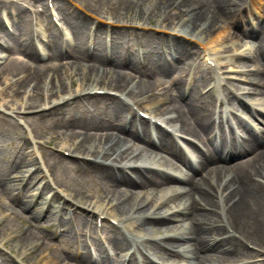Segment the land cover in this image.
<instances>
[{"label": "bare ground", "instance_id": "bare-ground-1", "mask_svg": "<svg viewBox=\"0 0 264 264\" xmlns=\"http://www.w3.org/2000/svg\"><path fill=\"white\" fill-rule=\"evenodd\" d=\"M24 1L33 2L41 6H43L44 2V0ZM144 1L145 0L135 1L133 5L124 7L126 13L130 14L133 11L132 13L140 14V12L144 10L140 11L143 8ZM152 1V5H154L153 8H145L143 13L144 18L149 20V24L143 27H149L154 16L159 13L165 15V22H171L172 16L168 11L173 6L179 16L186 15L183 22H185V29L190 32H192V29H198L210 33L212 29L217 30V26L224 24V21L234 19L237 21L244 12L241 6H239L241 0ZM257 1L258 0H253L254 5L257 4ZM52 2L61 10V19L67 24L66 30L74 33L71 39L74 45L65 46V40H56L53 34H48L47 38H42L37 35L34 30L35 25L33 23V17L28 13V8H26L25 5L14 2V0L0 3L1 21L4 22L6 20L11 24L10 21L13 20L14 22L16 21L15 23L19 22V25L23 26V29L18 27L19 32L17 34L7 33L3 29L5 39L7 36L17 44V47L15 50L12 45H0V50L7 54H22L26 59L22 61L18 58H11L9 56L8 64L0 68V88L7 83L8 79L6 78L5 82H3L2 73L7 72L8 75H14L15 72H19L21 76V79L13 85L9 92L7 90H1L0 96H2V100L6 103L9 98L11 99L10 102H17L19 101L22 90L26 89L24 95L32 92L29 100L19 106L21 108H15L18 105V103H15V105L10 106L12 110L39 109L38 113L40 115L38 116L49 117L53 123L52 129L56 130L61 129L59 125L54 123L56 122V117L60 116L63 119V125H65V122L69 123L72 120L74 121L75 116L78 114L79 118L87 119L84 116L85 114L93 116L95 112L98 111V115H100L98 118H101L103 121V115L102 113L100 114V109H97V106L93 107L92 103L89 102L87 109L80 103L81 97L79 96L81 93L102 89L97 87L108 86L113 90L123 92V95L126 96L125 98L130 99H137L148 94H151L150 97L154 98L157 92H161L163 94V96L160 97L162 100L155 103L159 105V108H157L155 112L160 114L173 113L177 115L171 120V123L179 124L180 128L184 130V133H188L200 142L205 143L204 149H200L196 145L189 143V147H191L196 157L195 160H189L181 154L173 136L165 134L153 126H151V128L143 126L142 131L139 133L134 130H129L127 132L125 126L121 123H102L101 126L97 127V131L100 132L99 134H86L81 141L73 142L70 146L68 143H65V146H67L69 150L73 149L74 152L80 155L97 157L99 159L91 165L86 164L84 166V171L90 172L97 180H105L107 183L117 187H124L126 188L125 193L132 192V189L139 187H167L173 191L174 201L177 203L176 206L171 208L170 214L143 213L139 215L138 219L141 221V224L140 227L136 228V221H132L131 219V215L134 216L136 213H132V211L134 208L144 210L147 208V204H131L128 202L126 204L124 201V199L127 198L125 193L122 192L117 194L112 190H108V194L105 195H89V199L84 203L81 202L82 198L75 196L73 199L77 201L76 203H81L83 207L91 214L95 215L96 218H99L100 215H107L118 220L119 215L124 214V217L122 216L123 220L121 218L122 222H120L123 230L114 232L115 234L113 235L107 234L104 240H100L96 237L97 231H94L93 227L90 226V231L93 234L92 245L82 240L84 230L89 227L86 222L81 221L80 226L75 229L70 226L68 220L57 219L59 222L58 226L63 229V240L67 243L69 242L79 246L80 250H83L82 257L74 258L77 263L119 264L116 260L120 262L121 257L125 254L126 257H130L128 264H138L136 260L141 256H145L148 260V264H150V258L145 252V248L150 247L139 240L138 236L133 234L135 231L133 227L143 232L146 225L163 226L170 224L172 221L181 223L169 226L170 229L179 230L186 226L188 227V232L185 235H175L159 242V246L163 248L161 256L165 262H170L173 257H184V255L186 256L190 253L191 255H195L197 264H225L227 260L224 258V255L232 251L246 252V250L241 247L238 239L224 235L223 229L219 224V209L228 220V223L232 225L231 228L236 229L245 236H259L260 232L264 231V186L254 180V178L257 177L264 179V128H255L254 130L249 128L248 125H241L242 134L239 138L237 139L235 137L231 139L228 144L227 141L225 142L228 138L224 136L220 130H217L215 126L216 121L214 118L216 117V112L213 103L215 86L211 88V90L204 92L207 85L218 84L216 80L211 78L210 69H208L207 72L203 69V73L201 74L196 73L197 79L195 84H191L187 90L184 84L186 82L184 81L185 78L183 80L182 77H178L176 74L170 79L171 85L168 88L164 87L165 83H160L158 85L149 83L151 87H145L146 82H142L141 79L139 80L140 82H137L134 74L131 75L118 71L115 78L109 79L108 75L105 74L98 77L94 73V69L96 68L95 65H93V68L89 72H87L85 67L81 66L78 69V75L82 76V73L86 72V82L91 85H85L83 77L77 96H73L72 93L68 92V88L74 84V81L70 84L68 83L67 78H69L70 75H67L66 66L40 65L38 62L45 57L49 60L53 59L57 61H62L67 57H74L77 59L76 63L80 62L81 59H89L90 57H87L86 53L84 55L88 38L87 28L90 27V18L96 17V10L92 5H85L83 12H80L74 7L71 1L53 0ZM252 11L253 10L250 9L249 14H252ZM150 12L152 13L150 14ZM41 15H43L41 20H45L46 22L44 23L49 24L50 21L45 9ZM121 21L122 17H119L117 23ZM134 23L143 25L141 22ZM159 29L162 28L160 27L158 30ZM49 31L52 32L51 30ZM165 32V29L162 30L163 34ZM61 33L60 31V34ZM101 34L102 29L99 31L98 38H100ZM35 35H37V37ZM201 38L202 36H196L194 39L197 43L204 45L208 51H213L211 49V44H204ZM237 38L239 40L238 44H242L241 46H243L245 43L244 40L246 39L257 40L254 50L250 52V57H247L246 60H244V57H241L240 64L247 68V63L260 62L261 68L257 69V73L247 81L251 89H248L249 91L246 93L248 94L251 90H254L256 95H264V73H261V69L264 70V61L261 60L264 59V19H261V21L259 20L257 26L251 31L245 34H237ZM35 39L42 42L43 48H46L49 52L48 56H43L40 53L39 49H37ZM222 39L223 37L221 41ZM71 42L68 44H72ZM145 43H149L151 47L155 48L154 41ZM169 43L173 45V48L176 49L179 55L176 61H183L178 67V73L180 74L181 71L188 72L191 64L186 60L192 54L190 47H187L184 42L171 39L170 37ZM213 44L217 47L219 41ZM156 53L159 55L158 52ZM117 54L118 50L114 49L112 58L117 57ZM94 55V62L99 63L101 66L108 64L103 49L98 50ZM2 56L4 55H0V60H4ZM202 65L204 66V64ZM135 82L137 83L133 85ZM93 84L97 85V87H94ZM46 90L50 93V98L53 96H60L59 100L63 99L61 102H64V105L60 106V102H57V100L53 101L51 105L47 104L43 96ZM67 92L68 94H66ZM228 95L234 105L235 103H240L237 94ZM63 96L65 97L62 98ZM136 101L138 100H135L134 104L138 105L139 101ZM143 103L145 102L141 101L139 104L143 105ZM143 107H145V109H150V104ZM62 109L67 113L66 115L62 113ZM92 110L93 112H91ZM47 112L49 113L47 114ZM112 112L118 116L119 121L121 119L123 122L128 115L131 116V120H135V115L131 114L129 111L128 103L123 100L113 106ZM257 113L260 114L261 118L264 117L262 111L257 110ZM217 119L218 117H216V120ZM75 123L77 124V129L80 131L77 133H80L79 135H84L85 133L83 134V131L86 128V122L80 119L76 120ZM215 131L216 138L221 139L217 145L214 143L212 137ZM75 134L76 132L62 133L59 135L65 137L69 142L73 140L72 138L75 139ZM51 142L52 140L47 144ZM226 152L228 155H235L234 159H239L234 166L228 168L223 167L225 164L226 166L233 164L234 160L225 159ZM160 153L168 154V157L162 156V158L167 168L170 169L169 171L155 170L143 164L138 165L135 162L132 164L134 159H140L144 156L147 157L149 154ZM19 154H22V156L18 157L17 161L13 160L10 162L11 168L14 164L16 167L14 170L10 171L12 175L9 180H0V192L8 196H13L14 191L17 190L18 196L22 194L25 198H29L32 197L31 194H29L34 187L32 184L39 185L38 182L36 183V180L40 176V169L37 167V161L29 157V153L25 147ZM149 157H151V155ZM107 160H110V162H106ZM125 168L132 170L135 177L124 174L123 169ZM25 173L30 174L27 179L23 178ZM110 196L111 202L105 206L104 202ZM68 197L69 196L65 195V197L61 199H68ZM149 197L150 196H147L146 200H148ZM34 199L36 200L35 202H39V205H41L43 196L41 195L39 198ZM159 201L162 203L164 201V196H161ZM115 202L118 203V205H116L117 207L110 208V205H113ZM253 202L258 208L259 214H257L254 209L250 208V204ZM19 205L21 211H15L14 217L9 221L6 228H14L21 218L36 219L38 215L41 217L43 216V214L39 212L40 206H38V210L36 211L37 214H26L25 210H27L28 207L25 201L20 202ZM214 207H217L216 212L213 211ZM48 219L51 222L55 221L53 215H50ZM126 226H128L131 231H125ZM32 238V234H29L13 246L25 245L29 243ZM36 248H38V246H33L32 249L36 250ZM217 253L222 255L219 256ZM50 258L53 259L51 254ZM74 259L71 256L65 255L63 262L69 264L68 261ZM193 262L194 261H189L184 264H193ZM3 264L8 263L5 262Z\"/></svg>", "mask_w": 264, "mask_h": 264}, {"label": "rangeland", "instance_id": "rangeland-1", "mask_svg": "<svg viewBox=\"0 0 264 264\" xmlns=\"http://www.w3.org/2000/svg\"><path fill=\"white\" fill-rule=\"evenodd\" d=\"M0 1H6V0H0ZM138 2L141 0H75V2H79L82 5H92L94 9L96 10V13H98V16H102L105 18H109L112 21H117L119 17H122V21L130 23V22H140L144 18V11L145 8H153L154 5H152V0H145L143 4V8L140 10L143 11L140 12V14L136 13H130L127 14L124 7L128 5H133L134 2ZM158 1V0H156ZM247 3L246 0H241L239 2V6L246 7ZM172 22H166L164 26L167 28H172L177 24L182 23L183 15L179 16L176 13V10H172ZM262 15H264V12H262ZM49 16V14H48ZM163 15L161 13L154 16V19L152 22L153 27H157L161 24L160 18ZM41 17L37 18L36 22H33L34 25H38L45 30H52V28L44 23L46 22L43 20L41 22ZM121 21V22H122ZM145 21V20H143ZM258 21V14L257 10L255 9V12L253 15L249 16L244 14L240 20L234 19L230 21H224V24H220L217 26V30H211L210 33L202 32L203 39L206 41H212L213 38L220 33L221 37L224 38V44L221 46L220 50L218 51V56L221 57L220 61L224 65V70L229 71H239V69L243 68V65L237 63V60H240L239 54H247L249 50H253L255 48L256 40H244L245 43L243 46L242 44H238L239 40L237 38V34L240 35L246 29H253L254 23ZM16 22V21H15ZM89 23V22H88ZM87 23V27H88ZM0 31L3 29L5 22H0ZM20 29H23V26L19 25V22L16 23ZM89 28H87L88 32ZM178 31L184 32L185 35L191 36L199 34L200 31L197 32V29H192V32L186 31L185 28H177ZM144 32H135L133 30L130 31H117L116 39H115V49L118 50V56L115 57L116 59H113L112 62L109 65H103L101 66L99 63H96L92 60H85L81 59L80 62L76 63L77 59L73 58H67L62 61L52 60L51 63L44 64L42 61H39L38 63L41 65H61L66 66L67 75H70L69 78H67L68 83L70 84L72 81H74V84L69 86L68 92L70 93H76L77 90H79V87L83 81L85 84L86 79L85 75L86 72L82 73V76L78 75V69L83 66L86 68L87 72H89L93 65H95L94 73L101 77L104 74L108 75V78H115L116 73L122 72L127 74H135L138 70H143L146 75L142 78H139V76L136 75V81H139L140 79L146 82L145 87H151V84L158 85L160 83H165V86L167 87L170 84V79L175 74L178 77L185 78V75H187L186 72L181 71V73H178V67L183 63V61H179L177 66L171 67L166 62V59L164 58V55L162 56L161 50L159 48L158 40L156 42L157 50L159 55L152 49L149 45V43H143V42H150L149 38L151 35H142ZM155 33V32H154ZM103 35V34H102ZM155 35H158L155 33ZM154 38H157L154 36ZM182 42L185 40L179 39ZM14 42V41H13ZM252 42V43H250ZM185 43L191 47L193 50V54L189 56V58L186 60L189 64H192L198 60V58H202L199 54L200 49L198 48V43H195L194 41H185ZM14 44L17 47V44L14 42ZM103 49V48H102ZM104 50V49H103ZM216 51V53H217ZM87 54V48L84 50V55ZM160 56V57H159ZM236 56V59H235ZM12 58H18L19 60H26L22 54L15 53L11 56ZM186 59V58H184ZM85 60V61H84ZM9 60L5 62V60L0 61L2 65L8 64ZM200 61V60H199ZM264 61V60H263ZM25 62V61H24ZM81 65H80V64ZM251 64V63H249ZM32 65V64H31ZM101 66V67H100ZM4 67V66H2ZM197 73L201 74L203 73V69L205 66L201 64L199 66ZM259 69L260 62H257L253 64V66L246 68L247 70L252 69ZM1 72V70H0ZM261 73H264V70L261 69ZM245 73H239L238 72V78L240 81H237L238 85L241 87L246 85L244 81L249 80V77L251 75H248L245 77ZM4 75L5 82L6 78L7 83L3 86L5 87L7 84L11 83L13 80L20 79L21 76L19 72H15L14 75H8L7 72L2 73V76ZM170 75V76H169ZM264 75V74H263ZM95 76V75H94ZM134 76V75H133ZM210 76H213L212 74ZM214 77V76H213ZM212 77V78H213ZM149 84V85H148ZM148 85V86H147ZM248 88H251V86L247 85ZM109 88V89H108ZM26 90V89H25ZM22 90L19 101L17 102H10L11 99L9 98L7 103L0 99V106L2 107V111H0V180H9L12 173L11 170H14L16 167L15 164L11 168L10 162L15 160L17 161L18 157H21L22 154L17 153L18 146L20 145V141L24 136H27L26 130L22 128L20 125L21 123H25L28 128L32 130V132L35 135L36 140H42L44 142H48L49 140H52L51 147L53 148H63L66 149L67 146H65V143H68V145H72L73 142H79L81 139L86 135L90 134H99L100 132L97 131V127L101 126V124L105 123H116V124H123L124 121L120 119L118 120V116L112 112V108L116 103L120 102L121 97H109V96H98L96 99L92 100L93 107L97 106V109H100V114L103 115V121L101 118H98L100 115H98V111L95 112V114L92 116L90 114H85L84 116L87 119L79 118V114L75 116V120L70 121L69 123L65 122V126L63 125V120H61L59 117H56L55 124L61 125V129H56V131H51V121L47 119L39 120L35 113L26 111L25 113L20 114H14L12 113L10 106L15 105V103H18L16 107L21 106L22 103H25L28 98H30V94L27 93L24 95V91ZM31 90V88H30ZM108 91H115L111 89L110 87L106 86V89ZM68 92L66 94H68ZM32 95V92H31ZM49 93H45V99L49 100L48 102H53L55 100H59L60 96H53L51 98L49 97ZM30 96V97H29ZM44 96V95H43ZM63 96L62 98H64ZM258 99V101L263 100L262 97L252 98ZM157 100H161L160 97L157 98ZM47 102V104H48ZM49 103V104H50ZM254 113V111H252ZM160 115V114H159ZM174 114H163L161 116H157L158 118H164L168 116H172ZM249 118L252 119V115H249ZM83 119L84 122H86V128L83 131L84 135H79L80 132L77 129V124L75 123L76 120ZM18 124V125H17ZM19 126V127H18ZM134 130V128H133ZM74 133L75 139L67 141L65 137L60 136L59 134L62 133ZM62 137V138H59ZM77 138V139H76ZM57 143V144H56ZM28 148V146H26ZM51 149V150H52ZM32 150V149H30ZM68 150V149H66ZM83 151V150H82ZM52 152H49L47 154H41L39 155V158L42 160L46 170L49 172V180L53 183L54 187L57 190H60L66 194H69L71 196H78L82 198V201H87L89 199V195L95 196L96 194L105 195L108 194L107 191L110 189H113L117 194L122 193L125 191V188L122 187H116L114 188L113 185L110 183H107L105 180L99 181L96 179L95 176H93L91 173H85L80 172L79 169L74 165V159L72 157L64 156V159H59L57 157V154L60 152L55 151V154H51ZM156 157V158H155ZM33 158H35L33 156ZM43 158V159H42ZM143 160L141 162L153 165L155 167H159L161 169H165V166L160 160V156L154 155L152 159L150 160L149 156L142 157ZM26 174V173H25ZM24 174V175H25ZM22 175V174H21ZM39 180H37L38 182ZM47 180H44L45 183ZM42 182V180H41ZM43 184V183H42ZM48 192H50L49 185L46 186ZM53 189V188H52ZM36 193L35 191H32ZM48 192L45 193V202L47 205H52L50 207L53 211L57 213V211H64L66 218L71 216H78V218L81 220L82 217H85L86 220H92V217L89 216L87 213H85L82 209L75 210V206L72 203L64 202L63 200L60 201V199L54 198V200L51 202H47V195ZM112 193V192H111ZM125 193V192H124ZM114 194V193H112ZM111 194V195H112ZM128 199V203H137V204H147V208L143 210V213H158L159 211H156L155 209H152V205H150V200L152 199H158L161 198V196H166L167 199L174 200V198H170L171 190H167L166 187H163V189L157 190L155 188H145V189H139L138 191L134 193H125ZM49 196V195H48ZM147 196H150L148 200H146ZM111 196L105 200L104 204L105 206L111 202L110 200ZM17 190L14 191L13 196H8L6 194H2L0 192V243L1 240H4V246L8 252H11L12 255L5 254L4 252L0 251V264L6 259L9 261L10 264H15L11 259H18L21 260V263L23 264H46V260H42L43 253H49L50 251H54V258L60 259L59 257H62L63 255H72L75 257L78 253L77 246L70 248L72 244H69V242H65L63 239H61L58 236H55L56 227L52 226L53 222H50L47 219L38 220L36 219H30L24 220L23 218L18 220V223L14 228L8 229L6 228L5 224H8L9 221L14 217L9 216L11 212L15 211H21L20 205L17 202ZM20 200H25L20 198ZM27 203V202H26ZM127 204V203H126ZM175 202L172 201L168 203L167 206H165L161 212H168L169 209L175 206ZM42 206V205H41ZM250 208L254 209L257 214H259L257 206L253 203L250 204ZM36 208L30 207L28 209V213L30 214L35 212ZM63 209V210H62ZM26 211V210H25ZM137 210L134 208L133 212H136ZM126 212V211H125ZM56 223V222H55ZM136 228L140 227V222H137ZM94 225L95 222H94ZM145 230L143 231L145 234H139L141 236L146 235V237H151L157 240H163L169 236H174L183 233L185 230H171L167 228V225L165 226H145ZM32 234L33 238L31 241L25 245H19L17 247L13 246L18 241L24 239L27 235ZM138 235V234H137ZM261 236H255V237H244L245 240H243L242 248L247 251V253L244 252H232L227 255L228 262L231 264H247L248 262H257L259 264H262L264 261V231H261ZM39 243L41 245L42 250L38 251L35 254L31 255V251L29 250L28 246H33V243ZM247 244L252 245L253 247L257 248V250L251 249ZM151 253L154 254L153 260L158 264H167L163 263L160 259L159 249L154 247V250H151ZM213 255V253H211ZM221 256V254H217ZM254 256V257H253ZM253 257V258H252ZM219 258V257H214ZM174 260L178 261V259L173 258ZM61 262V259L58 261V264ZM70 263V261H69ZM73 264H78L77 262L73 261Z\"/></svg>", "mask_w": 264, "mask_h": 264}]
</instances>
